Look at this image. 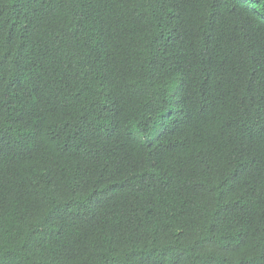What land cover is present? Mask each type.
<instances>
[{"label": "trees", "instance_id": "trees-1", "mask_svg": "<svg viewBox=\"0 0 264 264\" xmlns=\"http://www.w3.org/2000/svg\"><path fill=\"white\" fill-rule=\"evenodd\" d=\"M0 264H264V0H0Z\"/></svg>", "mask_w": 264, "mask_h": 264}]
</instances>
